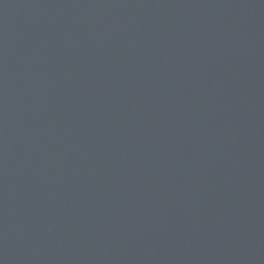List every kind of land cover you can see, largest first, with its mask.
Instances as JSON below:
<instances>
[{
  "label": "water",
  "instance_id": "1",
  "mask_svg": "<svg viewBox=\"0 0 264 264\" xmlns=\"http://www.w3.org/2000/svg\"><path fill=\"white\" fill-rule=\"evenodd\" d=\"M0 264H264V0H0Z\"/></svg>",
  "mask_w": 264,
  "mask_h": 264
}]
</instances>
